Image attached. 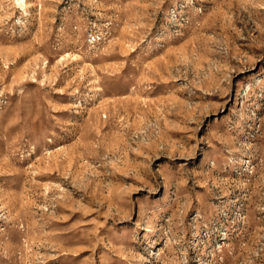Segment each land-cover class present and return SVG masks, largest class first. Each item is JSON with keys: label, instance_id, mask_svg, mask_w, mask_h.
Wrapping results in <instances>:
<instances>
[{"label": "rangeland", "instance_id": "1", "mask_svg": "<svg viewBox=\"0 0 264 264\" xmlns=\"http://www.w3.org/2000/svg\"><path fill=\"white\" fill-rule=\"evenodd\" d=\"M0 264H264V0H0Z\"/></svg>", "mask_w": 264, "mask_h": 264}]
</instances>
